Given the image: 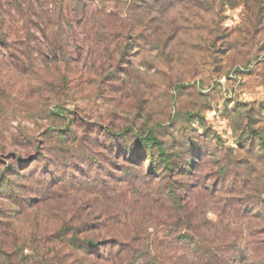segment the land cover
<instances>
[{
    "label": "rangeland",
    "instance_id": "obj_1",
    "mask_svg": "<svg viewBox=\"0 0 264 264\" xmlns=\"http://www.w3.org/2000/svg\"><path fill=\"white\" fill-rule=\"evenodd\" d=\"M1 38L0 264H88L73 229L186 264L162 178L122 155L148 133L196 264H264V0H0Z\"/></svg>",
    "mask_w": 264,
    "mask_h": 264
},
{
    "label": "trees",
    "instance_id": "obj_2",
    "mask_svg": "<svg viewBox=\"0 0 264 264\" xmlns=\"http://www.w3.org/2000/svg\"><path fill=\"white\" fill-rule=\"evenodd\" d=\"M8 43L9 42L7 39H0V52L2 51L1 48H7L5 51L7 53L9 52L10 56L11 49L8 46ZM51 49L55 53L54 48L51 47ZM257 138L259 137L257 136ZM122 155L128 164L136 167L135 169L141 173L142 179L155 178L157 176L162 178V181L164 182L163 186L166 189V194L164 196H166L165 198L170 206V210L176 214L179 222L178 224L183 231V235L178 238V244H184L182 246L188 250V253H185V255L188 256L186 264H196L197 261L201 262L200 260L202 258H215V252L203 248L200 243L195 240L193 235H189L187 233L188 229H193L192 227L194 226V221L192 219L189 220V216L184 213L181 207H179L178 194L174 188L175 186H172V181L169 179V175L173 171V168L175 169V166L172 164L170 158L166 154L163 145L156 139V137L150 133L137 136L135 145L132 147V149H123ZM144 164H146L145 171H143ZM128 170L129 168L125 171ZM141 175H139L137 178L141 179ZM78 233L80 232L77 229H73L68 242H66L67 244L64 245V249L79 250L87 258L86 262L88 264H116L114 259L124 250H128L127 247L126 249H118L115 251V246L119 247L122 244L120 243V239L118 240L119 243L113 245V247L109 245V242L105 241H95L94 239L87 238L79 239L77 237ZM66 234L69 235L70 233ZM152 242L154 246V240ZM151 254L154 255L151 256ZM172 255H167V258L164 256L160 258V255H158L156 252L153 253L151 250H149L148 254L143 258H145V262L147 264H184L183 261L179 262V258H176V256Z\"/></svg>",
    "mask_w": 264,
    "mask_h": 264
}]
</instances>
